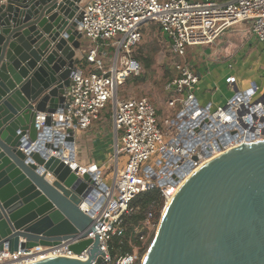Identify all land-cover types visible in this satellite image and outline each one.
Masks as SVG:
<instances>
[{
	"label": "built area",
	"instance_id": "1",
	"mask_svg": "<svg viewBox=\"0 0 264 264\" xmlns=\"http://www.w3.org/2000/svg\"><path fill=\"white\" fill-rule=\"evenodd\" d=\"M5 2L0 0V6ZM80 12L79 32L85 43L69 76L66 108L49 114L47 142L60 143L67 150L64 135L68 129L73 131V156L64 159L74 170L78 134L91 128L106 105L112 104L115 142L111 158L102 164H75L78 177L88 172L94 180L88 184L91 193L80 205L95 225V232L85 239L100 236L104 264H143L144 257L139 260L134 250L115 256L109 251L112 238L124 236L125 218L139 212V207L132 206L135 198L151 190H157L161 198L157 208L152 204L145 209L143 220L134 227L141 244L187 177L225 153L264 142V85L250 81L241 90L236 78L229 76L225 85L231 96L216 107L203 105L196 97L199 76L186 60L190 48L212 46L227 31L242 25H248L252 37L263 45L264 56V0H87ZM148 24L158 26L166 67L174 74L164 89L160 119L148 98L117 97L118 87L142 71L134 54ZM46 116L36 117L38 132L46 128ZM74 242L12 253L4 247L0 264L56 257L86 261V251L78 257L67 249Z\"/></svg>",
	"mask_w": 264,
	"mask_h": 264
},
{
	"label": "water",
	"instance_id": "2",
	"mask_svg": "<svg viewBox=\"0 0 264 264\" xmlns=\"http://www.w3.org/2000/svg\"><path fill=\"white\" fill-rule=\"evenodd\" d=\"M82 0H6L0 6V250L54 247L104 264L80 205L93 176L82 179L66 149L48 143L49 114L66 108L69 76L81 57ZM78 52V53H77ZM46 114L37 131L36 117ZM56 137H60L56 134ZM56 153V155L52 154ZM143 264H264V142L244 145L205 164L170 202Z\"/></svg>",
	"mask_w": 264,
	"mask_h": 264
},
{
	"label": "crops",
	"instance_id": "3",
	"mask_svg": "<svg viewBox=\"0 0 264 264\" xmlns=\"http://www.w3.org/2000/svg\"><path fill=\"white\" fill-rule=\"evenodd\" d=\"M86 1L82 0L81 5ZM199 48L202 51H199L197 57L191 54V50L196 51V47L190 48L186 60L191 69L199 76L196 97L201 104L211 103L213 107L222 105L231 96L230 90L225 85V79L229 76L236 78L237 87L241 90L245 89L250 81L264 85L263 45L252 37L248 25L235 27L227 31L216 44ZM205 57L208 60L206 67H204ZM222 62L225 63V69L223 75H219L220 82H217L219 76L217 80L215 77L219 72L215 68L218 67H210V65H218ZM209 81L214 82L215 86L210 84ZM211 85L214 87L212 88ZM222 87L227 88V92L224 94L221 92ZM205 88L208 89L204 92ZM198 91L202 92L199 96H197ZM99 121L85 132L78 134L76 161L80 165L89 164L90 162L102 164L112 156L111 151L106 153L96 151V142L103 134H107L102 131Z\"/></svg>",
	"mask_w": 264,
	"mask_h": 264
},
{
	"label": "rangeland",
	"instance_id": "4",
	"mask_svg": "<svg viewBox=\"0 0 264 264\" xmlns=\"http://www.w3.org/2000/svg\"><path fill=\"white\" fill-rule=\"evenodd\" d=\"M215 1V0H214ZM225 1V0H218ZM228 1V0H227ZM161 36L160 30L155 24H148L143 31L142 41L134 54L135 58L141 63L142 71L136 77H130L126 79L124 83H122L117 90L118 98H129V97H146L148 98L154 106L158 109V118H161V108L163 103V94L166 84L173 77V71L166 67V59L167 56L163 53L161 47ZM81 44L84 45V41L81 40ZM204 48V47H202ZM205 51V49H203ZM199 51H202L201 48L196 47V51L191 50V54L196 56L199 55ZM165 55V56H164ZM147 58L149 60V66L146 67L143 59ZM146 60V59H145ZM204 67H206L208 60L205 57ZM210 65V67H218V75H216V80L219 75H223L225 63H220L218 65ZM220 76L217 82H220ZM210 84L214 85V82L209 81ZM212 86V85H211ZM215 86V85H214ZM212 86V88L214 87ZM205 88L203 91L207 90ZM211 92V91H209ZM221 92L224 94L227 92V88L222 87ZM202 92L198 91L197 96H199ZM99 125L103 129L106 135H102L101 138L95 144V148L97 152H110L113 153L114 147V133L112 130V104L108 103L106 107L101 111L99 118ZM161 123V122H160ZM110 158V157H109ZM123 164V163H122ZM114 171L112 167H110L109 172ZM108 172V173H109ZM161 213V212H160ZM162 216V214H161ZM160 214L157 216L156 224L154 227H150L148 232L145 234L146 240L144 243H141L139 247L133 245V250L138 255L139 260L143 259L146 256L151 244L154 241L156 232L158 230L159 223L161 221ZM133 244V243H132ZM144 249V253L139 256V251Z\"/></svg>",
	"mask_w": 264,
	"mask_h": 264
},
{
	"label": "trees",
	"instance_id": "5",
	"mask_svg": "<svg viewBox=\"0 0 264 264\" xmlns=\"http://www.w3.org/2000/svg\"><path fill=\"white\" fill-rule=\"evenodd\" d=\"M217 2H224L218 1ZM227 1V0H225ZM137 59V58H136ZM146 59V60H145ZM143 59L146 67L149 66V60L147 58ZM160 195L157 190H151L138 195L132 203L133 207H139V212L132 214L125 218L126 230L123 237H113L109 243V251L112 256L115 255H126L133 251V248L129 245L128 241L132 242V246L135 245L139 247L140 243L137 242L136 236L133 233L134 227L143 220V212L149 205H155L156 208L160 205ZM144 253V249L139 251V256Z\"/></svg>",
	"mask_w": 264,
	"mask_h": 264
},
{
	"label": "bare ground",
	"instance_id": "6",
	"mask_svg": "<svg viewBox=\"0 0 264 264\" xmlns=\"http://www.w3.org/2000/svg\"><path fill=\"white\" fill-rule=\"evenodd\" d=\"M52 154H54V153H52ZM64 156H65V158H68V155H67V152L66 151H64ZM77 162H74V164H72V168H75V167H77V165H75ZM204 166V165H203ZM202 166V167H203ZM202 167H200L198 170H196L193 174H191L189 177H187V179H186V181L185 182H187V181H189V179L190 178H192L194 175H195V173L196 172H198ZM80 169H81V171L82 172H85L86 170H85V168L83 167V166H80ZM185 184V183H184ZM183 186V185H182ZM170 205H171V203H169L166 207H165V209L162 211V216H161V218L163 219V217L165 216V214H166V212H167V210L169 209V207H170ZM58 257H56V258H43V259H40L39 261H36V262H34V263H28V264H39V263H41V262H43V261H46V260H50V259H57ZM59 258H62V257H59ZM66 258V257H65ZM67 259H72V260H77V261H82V260H80L79 258H74V257H67ZM144 259H145V257H144ZM143 259V260H144Z\"/></svg>",
	"mask_w": 264,
	"mask_h": 264
}]
</instances>
